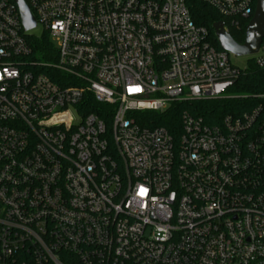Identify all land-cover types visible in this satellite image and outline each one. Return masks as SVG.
Masks as SVG:
<instances>
[{
	"label": "built area",
	"instance_id": "built-area-1",
	"mask_svg": "<svg viewBox=\"0 0 264 264\" xmlns=\"http://www.w3.org/2000/svg\"><path fill=\"white\" fill-rule=\"evenodd\" d=\"M22 1L51 61L0 0V264H264V106L177 136L146 117L230 99L244 69L186 0ZM197 1L227 33L255 10Z\"/></svg>",
	"mask_w": 264,
	"mask_h": 264
},
{
	"label": "trees",
	"instance_id": "trees-1",
	"mask_svg": "<svg viewBox=\"0 0 264 264\" xmlns=\"http://www.w3.org/2000/svg\"><path fill=\"white\" fill-rule=\"evenodd\" d=\"M186 3L194 24L208 31L214 47L219 50L212 26L221 21V18L212 9L197 0H186ZM246 26V21H240L239 28H229L228 30L232 40L239 45L244 41ZM32 42L34 55L41 61H51L48 53L52 47L47 35ZM231 95L230 99L221 101H186L172 104L167 112L163 114L147 113L146 117L153 121L150 127H162L173 136H177L180 130L181 115L184 112L202 118L206 124L214 125L226 115H236L259 104L264 106V99L261 98L264 96V70L259 69L253 61H249L241 71L238 81L231 90ZM242 97L246 99H242Z\"/></svg>",
	"mask_w": 264,
	"mask_h": 264
},
{
	"label": "water",
	"instance_id": "water-1",
	"mask_svg": "<svg viewBox=\"0 0 264 264\" xmlns=\"http://www.w3.org/2000/svg\"><path fill=\"white\" fill-rule=\"evenodd\" d=\"M14 3L18 8L24 31L34 29L35 22L24 2L14 0ZM223 28L224 24L222 22H217L212 26L217 45L222 51L238 57L256 55L264 37V0H255L254 14L245 28L244 41L241 45L234 42Z\"/></svg>",
	"mask_w": 264,
	"mask_h": 264
},
{
	"label": "rangeland",
	"instance_id": "rangeland-1",
	"mask_svg": "<svg viewBox=\"0 0 264 264\" xmlns=\"http://www.w3.org/2000/svg\"><path fill=\"white\" fill-rule=\"evenodd\" d=\"M41 34H42V29L40 27H36L31 32H29V35L33 37H39L41 36ZM228 59L233 66L239 69H243L246 67L249 61H253L255 59V55L238 57L233 54H229Z\"/></svg>",
	"mask_w": 264,
	"mask_h": 264
}]
</instances>
